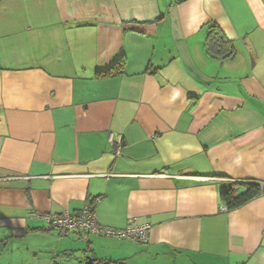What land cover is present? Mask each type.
I'll list each match as a JSON object with an SVG mask.
<instances>
[{
    "label": "crops",
    "instance_id": "crops-1",
    "mask_svg": "<svg viewBox=\"0 0 264 264\" xmlns=\"http://www.w3.org/2000/svg\"><path fill=\"white\" fill-rule=\"evenodd\" d=\"M263 125L264 0H0V264H264V195L218 197L264 186ZM87 204L148 242L47 228Z\"/></svg>",
    "mask_w": 264,
    "mask_h": 264
},
{
    "label": "trees",
    "instance_id": "trees-1",
    "mask_svg": "<svg viewBox=\"0 0 264 264\" xmlns=\"http://www.w3.org/2000/svg\"><path fill=\"white\" fill-rule=\"evenodd\" d=\"M205 49L208 54L220 59H229L234 55L233 44L228 41L220 29L215 25L207 28L205 37ZM125 59H119L112 67L107 70L96 72L95 79H107L123 73ZM237 184H227L221 187L218 193L222 207L226 212L234 211L260 195H264V186L250 183L245 185L243 192H237Z\"/></svg>",
    "mask_w": 264,
    "mask_h": 264
},
{
    "label": "built area",
    "instance_id": "built-area-1",
    "mask_svg": "<svg viewBox=\"0 0 264 264\" xmlns=\"http://www.w3.org/2000/svg\"><path fill=\"white\" fill-rule=\"evenodd\" d=\"M93 205L94 204H87L77 215L63 212L58 215L43 216V219L47 228L60 232L61 234L71 231H80L90 236L129 239L141 244H146L148 242L149 225L131 219L127 222V226L124 230L109 229L98 223ZM221 210L226 212L224 207H222Z\"/></svg>",
    "mask_w": 264,
    "mask_h": 264
},
{
    "label": "water",
    "instance_id": "water-1",
    "mask_svg": "<svg viewBox=\"0 0 264 264\" xmlns=\"http://www.w3.org/2000/svg\"><path fill=\"white\" fill-rule=\"evenodd\" d=\"M93 263H94L93 259H91L90 257H86L85 264H93Z\"/></svg>",
    "mask_w": 264,
    "mask_h": 264
}]
</instances>
